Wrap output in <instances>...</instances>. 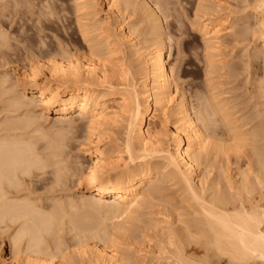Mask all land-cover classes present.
I'll return each mask as SVG.
<instances>
[{"label":"bare ground","instance_id":"1","mask_svg":"<svg viewBox=\"0 0 264 264\" xmlns=\"http://www.w3.org/2000/svg\"><path fill=\"white\" fill-rule=\"evenodd\" d=\"M94 1L74 0L81 16L78 28L94 58L106 59L83 65L52 61L44 83H37L38 68H31L19 91V83L0 91V96L10 90L18 92L9 107L18 111L34 105L42 115L39 119L56 114V124L63 127L50 155L40 153L37 140L43 134L37 129L36 138H25L28 120L9 121L15 127L0 136V232L8 230L2 233L6 235L14 230L9 236L11 258L0 254V264H52L56 259L58 264H73V256L81 259L88 251L99 264H264V113L260 121L255 114L239 125L242 118L232 119L224 102L213 95L198 96L195 108L183 97L171 112L168 108L178 86L173 79L176 71L168 68V35L158 8L146 1L137 8L134 0H104L116 23L112 25L106 15L95 26L88 13L98 5ZM130 9L138 10L145 32L155 37L154 48L146 55L133 37L136 28L123 20ZM258 13L263 15L258 35L264 55V0ZM101 14L98 8L96 16ZM215 21H203L199 27L210 58L211 43H217L222 33ZM91 32L97 37H89ZM128 49L133 50V57H144V80L139 85L131 78L132 67H123ZM114 57L119 63L124 61L121 67L114 65L117 69L110 64ZM256 83L254 93L264 99V75ZM172 118L174 127L168 130ZM78 122L85 126L86 141L80 148H85L83 154L90 162L78 175L77 183L86 191L77 199L81 207L78 202L68 205L64 201L65 206L61 199L45 209L26 194L27 178L35 175L37 179L49 166L58 186L67 173L74 177L76 170L66 167L69 159L63 166V158L66 136H75ZM123 122L127 124L124 137L115 138L116 124ZM16 126L25 132L12 133L18 132ZM168 132L175 142L173 151L165 148ZM47 146L48 150L51 145ZM62 233L72 235L79 248L69 251L70 246H64L59 237ZM48 238L52 240L50 253L46 252ZM91 241L104 248L86 250ZM83 260L80 264H85Z\"/></svg>","mask_w":264,"mask_h":264},{"label":"rangeland","instance_id":"2","mask_svg":"<svg viewBox=\"0 0 264 264\" xmlns=\"http://www.w3.org/2000/svg\"><path fill=\"white\" fill-rule=\"evenodd\" d=\"M144 1L148 2L152 7H156V9L158 8V12L162 15L161 18L163 19L165 32L168 35L166 42V57L169 56L168 68L169 70L173 68L172 70L174 72L176 71L175 73L173 72V79L178 86V93L168 109L173 111L176 102L180 101L183 97L187 99L190 105H192V108H195L197 106L198 96L206 95L207 98H211V95H213L214 97L217 96L218 99L224 102V107L227 113H231V116L233 117L232 119H235L236 121L237 119L242 118L240 119L242 122L240 120L237 121L238 123L240 122L239 125H242L245 121L247 122V120H251V116L253 117L255 114L260 116V121L262 119L261 115L264 113V99L258 96L257 93L255 94L254 91L257 89L256 82H258V80L264 75V55L262 54V42H260L261 36L259 37L262 32V29L259 26L262 22L261 19L263 15L258 13L261 10L262 0H138V2L137 0H134L137 4V8H139L138 6H141V3ZM74 4V0H0V33L3 32L2 34L5 37L1 39L3 41L0 40V91H3V89H9L11 86L18 83L21 87L16 90L19 91V89L25 85V75L31 70V68H38V77L36 76V81L39 84L44 83L45 80H49L48 63L52 61L58 63L77 61V63L81 65L86 62L97 61L99 58L103 60L106 57H100L99 55V58L98 56H96L97 58H94L95 55L93 56V53L91 54L89 46L86 45L87 43H85L82 35H80L81 31H79L80 28H78L79 24L77 22L81 16L76 13ZM94 4L98 5H96L94 9V6H92V8L90 7L88 13L89 18L95 23L92 20L90 23L97 26L99 23H102V20L107 15L110 17L112 25H115L114 23H116V20L113 18V14L110 12V14L108 13L106 1L95 0ZM97 6L103 11V14L99 16H96L98 9ZM133 10H128L124 15L125 18H123V20H125L126 24L136 28L133 37L137 38L139 48L142 49L146 55L154 48L155 37L154 35H149L145 32L146 26L145 23L142 22L143 17L138 15L140 13L137 9L134 10V12ZM196 10L198 11L197 14ZM135 11H137L138 14ZM91 14L92 16H90ZM206 20H216L215 22L220 25L219 27H221L220 30L222 31L217 43H211L213 48V54H211L213 56L212 58H210L211 56L206 52V43L199 31L201 23ZM140 23L143 24L141 25ZM136 25H140V27ZM254 32L257 33V37L254 35ZM2 34L0 35L2 36ZM94 35L95 33L91 32L89 37H97ZM2 44L5 46H2ZM125 53L126 58L125 62L123 61V67H132L131 70L133 75L131 73V78L134 79L135 77L134 80H136L139 85L144 80L142 74L143 65H141L143 64L144 57H133V50L129 49L126 50ZM111 60L112 63L110 62V64H112L113 67H121L123 63L117 62L115 57ZM114 60H116V62ZM112 65H109V67H112ZM1 80L6 81V83L3 84L4 86L1 85ZM16 90H14L15 94L18 93ZM14 92L10 90L7 94H4V96H0V124L2 123L0 125L2 127H0V132H4H2V134L0 133V136L6 134L5 132H10V128L13 130L15 127L13 125L9 126V121L14 122L15 119H19L22 121L24 120L25 122L28 120L26 126H28L29 122L31 125L29 124L27 127V133L25 130V133L21 131V127L18 129V126L15 128L18 129L17 133L13 131L11 132L14 134L22 132L26 134V139H28L29 136L32 137V135L36 138L39 133L40 136L43 134L42 138H39V136L37 137L39 138V140H37L38 143L36 142L38 144L37 147L39 148L40 153L42 152L43 154L45 153V155H50L55 149L54 146L57 144L58 139H60L57 132H60V129L63 128L60 127L61 124H56L59 116L52 114L50 118H47L46 114L44 115V118L39 119L42 115H40V112H36V109L34 108L35 106L31 104L18 111L13 109V107H9V100L15 98ZM252 94L255 95L256 98ZM258 111L261 112L258 113ZM72 118H75V115H72ZM174 119L175 118H172L170 119V122L168 121V130H173V124L175 123ZM33 120L35 121L33 122ZM157 122L159 124V121ZM77 125L79 126V129L76 132L77 134L75 133V136H66L67 146H65V148H67V151L65 150L66 154L63 158L65 162L63 163V166L66 165L67 159H69V166L67 162L66 167L71 166V168L76 170L74 177L70 173L66 174L65 171L66 177H64V183L61 185L59 184L60 186H58L53 180L55 178V174H53L54 169L51 171V166H49L50 170L49 168L45 169L46 172H42V175L41 172H38L42 176L37 177L38 181L35 175L32 176V178H27L26 183H28V186L25 185V187H28V192L26 189L24 192H27L26 194L29 196L31 195V198H34V200L36 199V201L40 203L39 205H41V203L46 204L41 205L45 209L48 208L51 203L52 205L57 204L58 200L60 203L61 199V203L64 205L66 203H68V205H70V203L75 204L78 202L77 199L79 196L81 197V195L86 192L83 189V186L79 185V182L77 183V181L79 179L78 175L80 171L85 170L90 162L89 158L83 154L85 148H80V145H85L84 142L86 141L84 140V123L78 122ZM116 125L117 126L114 129V135L116 136L114 137L117 138L119 136L118 139H121L124 137L127 124L123 122ZM246 128L250 129L251 126H247ZM36 129L39 133H35V131H37ZM166 135L164 137V143H167L165 148H169L173 151L175 148V142L171 139L169 132ZM54 142H56V144ZM48 144L49 146L51 145L50 148L53 147V149L49 148L47 150ZM50 160H48V162H50ZM53 161L51 160V163H53ZM53 167L54 166L52 165V168ZM30 181L32 187L29 188ZM54 184L57 186L55 187V190L53 189ZM32 190L36 192L34 193ZM81 198L79 201L82 200ZM80 203L81 201L77 203V206L81 207ZM62 204L59 205L61 206ZM68 205L66 204L65 206ZM3 227L4 226H2V228ZM5 231L1 230L0 232V247L2 248L0 254L2 257L9 259L11 258L9 236L14 230L3 235ZM66 235V233H62L59 237L61 238L62 243H64V246H70L69 251H72V249L75 248V242L71 239L72 235H68L67 237ZM47 241L49 242L50 249L46 250V252L50 253L52 248L50 242L52 240L48 238ZM86 245L89 246V248H87L88 246L86 247V250H91V248L94 249L96 247L99 249L104 248V245L102 243L99 244L98 241H91ZM77 248L79 247H76L74 250H77ZM87 253L88 255L86 254V256L81 259H79L80 256H76V258L73 256V264H80L82 259H84L83 263L85 262L86 264L87 262L88 264V257L92 254L94 255V253L92 252L91 255L89 254L91 251H88ZM92 257L94 260H91V257H89V261L91 260L89 264H91V262L92 264L100 263L97 258L95 260V257ZM44 260L46 262L48 261L47 258ZM93 261L97 262L95 263ZM99 261L101 260L99 259ZM51 262H53L52 264H58L59 259ZM47 263H50V260ZM101 264L103 263L101 262Z\"/></svg>","mask_w":264,"mask_h":264}]
</instances>
